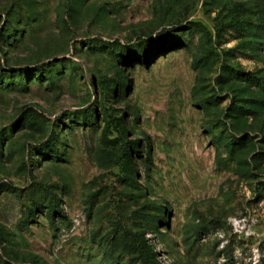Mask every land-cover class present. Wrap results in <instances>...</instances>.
<instances>
[{
    "label": "rangeland",
    "instance_id": "374dc122",
    "mask_svg": "<svg viewBox=\"0 0 264 264\" xmlns=\"http://www.w3.org/2000/svg\"><path fill=\"white\" fill-rule=\"evenodd\" d=\"M141 240L264 264V0H0V264Z\"/></svg>",
    "mask_w": 264,
    "mask_h": 264
},
{
    "label": "trees",
    "instance_id": "16d2710c",
    "mask_svg": "<svg viewBox=\"0 0 264 264\" xmlns=\"http://www.w3.org/2000/svg\"><path fill=\"white\" fill-rule=\"evenodd\" d=\"M114 126H115V129L117 130V132L120 134V135H123V129L122 127L120 126L119 122L114 120L113 122ZM139 246V249H140V252L142 254V257H143V261H144V264H153L151 261V256L155 255L153 251H151L144 243L143 240H141L138 244Z\"/></svg>",
    "mask_w": 264,
    "mask_h": 264
}]
</instances>
